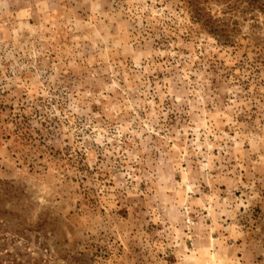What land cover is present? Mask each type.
I'll use <instances>...</instances> for the list:
<instances>
[{
  "label": "rangeland",
  "instance_id": "374dc122",
  "mask_svg": "<svg viewBox=\"0 0 264 264\" xmlns=\"http://www.w3.org/2000/svg\"><path fill=\"white\" fill-rule=\"evenodd\" d=\"M228 4L0 0L6 263L264 264V0Z\"/></svg>",
  "mask_w": 264,
  "mask_h": 264
},
{
  "label": "trees",
  "instance_id": "16d2710c",
  "mask_svg": "<svg viewBox=\"0 0 264 264\" xmlns=\"http://www.w3.org/2000/svg\"><path fill=\"white\" fill-rule=\"evenodd\" d=\"M189 3L194 5V18L197 20V22H201L204 27L207 28V30L211 34H224L227 29H224V25L222 24V21L220 22L219 19H217L216 16H213L210 12L206 11V8L202 6L201 4H204L206 0H185ZM225 2H229L227 5V9L231 10V3L234 0H224ZM236 2H239V0H235ZM241 3H245L248 8H254L259 5L261 0H240ZM234 7L233 5H231ZM8 192V191H7ZM17 262L16 259L10 260L9 263H6L3 258L0 257V264H15ZM19 262V261H18Z\"/></svg>",
  "mask_w": 264,
  "mask_h": 264
}]
</instances>
